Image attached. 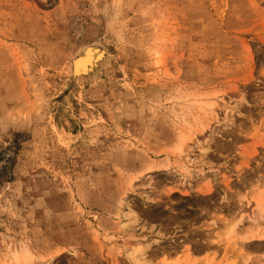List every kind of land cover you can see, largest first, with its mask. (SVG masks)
I'll return each mask as SVG.
<instances>
[{"label": "rangeland", "instance_id": "rangeland-1", "mask_svg": "<svg viewBox=\"0 0 264 264\" xmlns=\"http://www.w3.org/2000/svg\"><path fill=\"white\" fill-rule=\"evenodd\" d=\"M263 193L264 0H0V264H264Z\"/></svg>", "mask_w": 264, "mask_h": 264}, {"label": "bare ground", "instance_id": "bare-ground-1", "mask_svg": "<svg viewBox=\"0 0 264 264\" xmlns=\"http://www.w3.org/2000/svg\"><path fill=\"white\" fill-rule=\"evenodd\" d=\"M84 54H85L84 57H81V58H79V59H77V60H75L73 62V68L75 69V72H77V73H84L86 71V68H87V65H88L87 64V60L91 57V55L89 54L88 51L86 53H84ZM263 195H264V193L261 194V195H258L257 198L255 199V207L258 210H262L263 209V201H264ZM232 230H233V227L230 229L231 233H232ZM141 257H142V253H141L140 250H137L135 252V254L133 255V259H135L137 261ZM20 263L31 264L30 257H29V255L27 253H14L13 254L11 264H20Z\"/></svg>", "mask_w": 264, "mask_h": 264}]
</instances>
